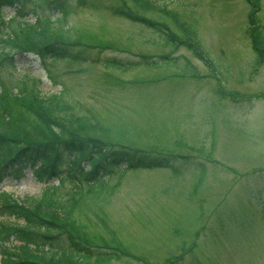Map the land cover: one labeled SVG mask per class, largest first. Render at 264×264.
I'll list each match as a JSON object with an SVG mask.
<instances>
[{
  "label": "rangeland",
  "instance_id": "obj_1",
  "mask_svg": "<svg viewBox=\"0 0 264 264\" xmlns=\"http://www.w3.org/2000/svg\"><path fill=\"white\" fill-rule=\"evenodd\" d=\"M94 1L98 8L67 0L66 23L72 37L99 45L82 49L98 61L44 63L19 54L15 65L0 68V82L15 90L24 79L45 94L60 91L104 141L186 157L165 168L126 170L100 209L89 204L72 215L71 232L91 247L118 245L135 256L105 264H264V58L256 61L245 33L253 11L264 44V0H152L147 11L130 0ZM124 2L179 36L187 33L205 59L112 15L110 6ZM13 11L6 8L4 19ZM168 52L177 60L156 58ZM113 56L142 63L101 64ZM24 173L6 176L0 188L17 197L39 194L44 183ZM69 187L66 181L61 190Z\"/></svg>",
  "mask_w": 264,
  "mask_h": 264
},
{
  "label": "trees",
  "instance_id": "obj_2",
  "mask_svg": "<svg viewBox=\"0 0 264 264\" xmlns=\"http://www.w3.org/2000/svg\"><path fill=\"white\" fill-rule=\"evenodd\" d=\"M130 1L136 9H153L152 0ZM77 2L98 6L94 0ZM5 8L14 9L8 21L4 20ZM70 8L67 0H0V68L15 65L19 52L32 53L44 63L63 58L98 61L97 56L82 53V49L89 51L98 44L87 45L78 36H71L66 23ZM119 9L112 13L160 29L165 40L162 45H182L200 55L198 43L187 33L181 38L164 23L151 22L128 7ZM30 13L33 19L27 17ZM252 13H248L247 31L258 58L263 59L264 44L256 36ZM169 55L163 53L160 58L168 60ZM137 62L113 56L101 64L126 68ZM17 82L15 90L0 82V181L6 176L19 179L29 169L45 185L39 194L21 197L0 188L1 263L105 264L123 255L135 257L118 245L91 247L84 237L71 232L72 215L89 204L100 209L126 170L166 167L176 155H152L104 141L89 133L96 125L76 114L60 91L45 94L36 84L28 86L24 79ZM113 177L117 179L111 181ZM66 181L70 187L61 190Z\"/></svg>",
  "mask_w": 264,
  "mask_h": 264
}]
</instances>
